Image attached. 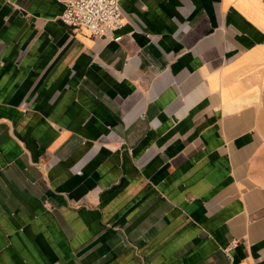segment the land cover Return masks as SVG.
I'll list each match as a JSON object with an SVG mask.
<instances>
[{
  "label": "crops",
  "instance_id": "1",
  "mask_svg": "<svg viewBox=\"0 0 264 264\" xmlns=\"http://www.w3.org/2000/svg\"><path fill=\"white\" fill-rule=\"evenodd\" d=\"M120 5L0 0V264H264V0Z\"/></svg>",
  "mask_w": 264,
  "mask_h": 264
},
{
  "label": "built area",
  "instance_id": "2",
  "mask_svg": "<svg viewBox=\"0 0 264 264\" xmlns=\"http://www.w3.org/2000/svg\"><path fill=\"white\" fill-rule=\"evenodd\" d=\"M66 7L59 19L67 26L85 28L104 38L126 26L120 0H58Z\"/></svg>",
  "mask_w": 264,
  "mask_h": 264
}]
</instances>
